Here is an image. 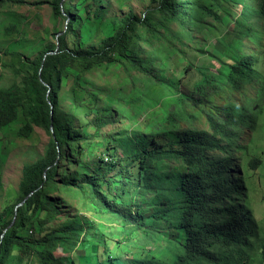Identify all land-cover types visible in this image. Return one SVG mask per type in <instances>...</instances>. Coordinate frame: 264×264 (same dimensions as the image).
Returning a JSON list of instances; mask_svg holds the SVG:
<instances>
[{"label": "trees", "instance_id": "trees-1", "mask_svg": "<svg viewBox=\"0 0 264 264\" xmlns=\"http://www.w3.org/2000/svg\"><path fill=\"white\" fill-rule=\"evenodd\" d=\"M101 1L92 0L88 7L92 4L100 11ZM220 1L158 0L157 7L148 9L141 17L115 20L113 33L97 44L84 46L80 43L75 48L67 43V36L80 20L79 10L72 8V17L65 12V31L57 32L53 44L44 45L34 59L19 53L13 55L18 59L20 81L9 89L0 90V130L10 127L22 116L25 124L18 132L19 137L29 138L36 129H41L51 139L45 156L23 169L19 205L27 202L18 210L13 228L3 239L2 235L14 220L15 209L6 208L0 213V264H15L16 250L21 252L20 264H25L31 254L38 257L40 264H64V260L54 258L53 251L77 246L83 232L80 219H72L65 230L48 234L41 240H32L22 234L27 224L35 218L41 219L43 214L54 221L58 206L53 194L59 186L56 176L59 163L69 161L73 154L71 144L83 137L63 112L60 96L63 80L70 70L82 75L114 64L127 72L142 74L146 83L150 80L145 92H133L130 100L133 104L131 119L146 109L153 110L144 127L146 133L124 138L133 142L131 157L138 163L141 175L133 182L130 205L103 199L100 176L89 178L84 186L77 185L74 178L63 179L61 185L67 190H78V193L89 187L94 202L126 226H131L124 232L125 239L132 238L135 229L142 232V237L135 241L140 251L132 255L131 264H264V227L251 210L243 177L235 178L231 174L235 162L229 149L239 139L237 128L242 119L237 116V107L231 104L219 108V115L207 107L223 84L241 92L255 77L260 78L254 69L253 57L245 55L229 64L220 58L226 53L220 52L214 56L221 65L219 70L195 69L201 74L193 87L195 95L179 93L177 96L172 90L173 81L166 75L171 69L173 77H183L194 69L180 48L187 45L183 38L193 40V29L203 36L205 33L212 35L214 27L206 19L219 20ZM261 1L264 11V0ZM60 2H48L56 16H63ZM5 4L6 0H0V7ZM9 31L10 28H6V32ZM57 46V53L44 61L45 55L54 52ZM178 53L181 60L187 61V66H174L172 70L170 62ZM164 102L167 112L160 109ZM174 103L176 107L172 106ZM187 105L195 108L194 115L187 112ZM199 116L205 118L211 131L180 130L179 121L195 120ZM110 119L99 117L97 127H106ZM251 119L253 125L248 130L253 131L257 118ZM161 135L168 138L167 143L156 142ZM168 159L180 163L172 169L179 182L164 172L169 166ZM262 163V159L253 158L249 168L257 170ZM125 194L127 191L123 188L121 197ZM127 206L132 212L133 207L137 208L128 214L123 212ZM99 240L105 246V241Z\"/></svg>", "mask_w": 264, "mask_h": 264}, {"label": "rangeland", "instance_id": "rangeland-1", "mask_svg": "<svg viewBox=\"0 0 264 264\" xmlns=\"http://www.w3.org/2000/svg\"><path fill=\"white\" fill-rule=\"evenodd\" d=\"M6 1L7 4L0 7V90L9 89L20 81L17 76L18 59L13 55L19 53L28 59H34L44 45L53 44L57 32L66 29V11L72 17V8L79 10L80 20L67 36L68 46L75 48L80 43L84 46L97 44L113 33L115 20L141 17L148 9L156 8L158 0H102L100 11L95 10L92 4L88 7L92 0H61L60 10L64 17L54 15L48 3L51 0ZM11 1L24 3L13 4ZM229 1H220L219 20L211 17L206 19L214 27L212 35L205 33L203 36L201 32L193 29V40L183 38L187 45H178L185 51L186 58L193 64L194 69L183 77H173L171 69L166 75L174 82L171 81L175 86L172 90L177 96L179 93L195 95L193 87L201 77L195 69L206 67L212 71L219 70L221 65L214 56H218L220 52L226 53L225 57L220 58L229 64H234L245 55L253 57L254 69L260 78L255 77L241 92L223 84L217 91L220 96L215 94L212 103L207 104V107L218 115L219 108L224 105L237 107V116L242 120L238 122L237 128L239 139L229 149L235 162L231 174L235 178L243 177L251 210L264 227L263 4L261 0ZM8 27L10 31L7 33ZM175 28L177 29L176 26ZM181 58L179 53L173 57L170 62L172 70L174 66H187V61ZM123 68L117 64L108 68L101 66L82 75L73 74V70H70L63 80L60 91L63 112L83 137L71 144L73 154L69 156V161L59 163L56 175L59 186L53 194L58 206L54 221H49L48 216L43 214L41 219L35 218L32 223L27 224V230L22 236L41 240L48 234L65 230L72 219H80L83 232L77 246L53 251L54 258L64 260V264H131L132 255L140 251L135 241L142 237V232L135 229L133 237L125 239L124 232L131 226H126L117 216L105 212L99 203L94 202L89 187L78 193V190H67L61 185L63 179L74 178L77 185L84 186L89 178L100 176L99 187L103 199L116 204L124 201L130 205L133 182L138 181L141 175L138 163L131 157L130 146H133V142L125 141L124 138L146 133L144 127L153 110L146 109L135 119L129 118L133 112V104L130 103L132 93L137 90L145 92V85L150 80L146 83L142 80V74L136 71L127 72ZM172 106L176 107V104ZM167 108L165 102L160 106L164 112L168 111ZM186 109L189 114L194 115L195 108L192 109V105H187ZM101 116L112 120L110 119L106 127L99 129L96 120ZM251 117L257 118L256 121L253 120L256 123L253 131L248 130L253 125ZM24 124V118L20 116L16 123L0 130V213L6 208L13 210L19 205L23 169L45 156L51 139L41 129H36L29 138L19 137L18 132ZM179 128L211 131L207 121L201 116L195 120L179 121ZM156 142L165 144L168 138L161 135ZM253 158L263 161L257 170L249 168ZM167 162L169 166L164 172L175 182H179L172 170L180 165L179 161L168 159ZM123 188L127 194L121 197ZM136 208L133 207V212ZM123 212L129 214L132 211L127 206ZM10 219L9 216L8 220ZM99 238L105 241V246L100 243ZM14 257L17 259L15 264H20L19 250L14 252ZM25 264H40V261L35 254H31Z\"/></svg>", "mask_w": 264, "mask_h": 264}, {"label": "water", "instance_id": "water-1", "mask_svg": "<svg viewBox=\"0 0 264 264\" xmlns=\"http://www.w3.org/2000/svg\"><path fill=\"white\" fill-rule=\"evenodd\" d=\"M59 35H61V34H58L57 36H59ZM57 50H58V46L55 48L54 52H51V53H48V54L45 55L44 61H45V59H46L47 56L56 54V53H57ZM41 71H42V69L40 70V77H41ZM51 129H52V128H51ZM52 133H53V131H52ZM30 197H31V196H30ZM26 202H27V200L24 201L22 204L18 205V206L15 208V217H14V220H13L11 226H10V227L4 232V234H3L2 237H1V239H3V238L5 237V235H6V233H7L11 228H13V226H14V224H15V221H16V219H17L18 210H19L20 208H22V207L25 205Z\"/></svg>", "mask_w": 264, "mask_h": 264}]
</instances>
